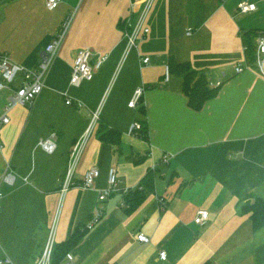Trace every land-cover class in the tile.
Listing matches in <instances>:
<instances>
[{"label": "crops", "instance_id": "crops-1", "mask_svg": "<svg viewBox=\"0 0 264 264\" xmlns=\"http://www.w3.org/2000/svg\"><path fill=\"white\" fill-rule=\"evenodd\" d=\"M232 1L153 0L148 34L125 55L120 21L133 24L145 0H62L54 10L45 0H0V54L29 69L75 12L44 88L31 106L12 108L0 127V257L34 264L53 230V246L82 235L69 250L75 264H264V227L254 231L241 211L250 195L264 200V79L235 72L246 63L241 34L264 30H245L247 13L237 10L241 0ZM85 48L107 59L92 80L71 86L72 62ZM170 59L202 70L212 88L220 83L200 110L188 106L181 78H164ZM138 86L145 88L143 111L127 106ZM9 95L0 91V116ZM64 95L83 107L65 104ZM93 112L96 126L62 195L70 150ZM136 121L145 122L147 137L128 135ZM107 130L120 133L118 144L99 138ZM52 132L57 148L47 154L39 141ZM165 154L172 155L167 164L160 162ZM91 167L98 176L83 189ZM111 167L122 188L138 186L154 169V190L129 213L123 195L111 194L87 230ZM7 174L11 184L2 180ZM198 209L209 213L202 225L194 222ZM139 233L149 242L140 244Z\"/></svg>", "mask_w": 264, "mask_h": 264}, {"label": "built area", "instance_id": "built-area-1", "mask_svg": "<svg viewBox=\"0 0 264 264\" xmlns=\"http://www.w3.org/2000/svg\"><path fill=\"white\" fill-rule=\"evenodd\" d=\"M62 0H45V6L48 10L56 9ZM81 2L82 0H78ZM153 0H145L144 6L140 15L132 24L130 19L125 20L123 29V38L125 40L124 54H128L131 50L136 49L138 42L142 40L149 32L145 27L144 21L146 14L152 4ZM255 9V4L250 3L248 0H241L237 4V10L240 13H248ZM75 12H71L62 22L59 30L53 36L51 41L45 45L39 55V62L35 68L29 69L18 63L13 62L6 54H0V91L7 90L10 92L7 104L3 107L2 114L0 116V127L9 123V112L16 106L29 107L36 99L37 95L44 88V80L50 69V66L55 59L58 50L60 49L66 34L69 31L71 23L73 21ZM190 33V32H188ZM255 62L253 65L248 63H239L235 66V72L240 73L245 70L255 71L260 77L264 79V34H259L255 40ZM107 55L95 54L89 48L79 50L72 62L70 85L78 86L84 81H90L93 79L95 72L100 69L102 64L106 61ZM143 65L149 63V58L144 57L141 59ZM169 68L165 67L164 78H169ZM220 83H216V87ZM145 93L144 86H138L134 89L131 98L129 99L127 106L129 108L136 109L143 103V97ZM64 103L75 108L83 107V103L74 101L67 95H64ZM98 120L97 112L92 113L90 123L84 133V135L78 138L72 145L69 154L68 165L61 184V194L73 184V172L80 158L81 151L84 147L85 141L88 136L93 132ZM142 125L136 121L132 123L128 130V135L138 137ZM141 136V135H140ZM39 147L47 154H52L57 148V135L55 132L50 133L47 137L39 141ZM172 155L165 154L162 156L160 162L167 164ZM98 176V169L96 167L89 168L83 178L81 187L83 189H92L94 182ZM4 182L11 184L13 181V175L7 174L2 179ZM136 187H120L119 181L116 176L115 167H111L108 171L107 187L97 192V203L94 212L90 220L87 222L85 229H91L97 224L102 216V204L113 193H121L123 196ZM209 213L205 209H198L194 218V222L197 225H202L208 221ZM52 232L50 238L41 253V255L35 259L34 264H51V253L53 248ZM137 241L141 244L148 243L149 237L139 233L136 235ZM159 258L161 260L166 259L165 251L159 252ZM66 264H75L73 255L67 253L65 256ZM0 264H13L8 256L0 257Z\"/></svg>", "mask_w": 264, "mask_h": 264}, {"label": "trees", "instance_id": "trees-1", "mask_svg": "<svg viewBox=\"0 0 264 264\" xmlns=\"http://www.w3.org/2000/svg\"><path fill=\"white\" fill-rule=\"evenodd\" d=\"M125 20L120 21L121 30L124 29ZM259 35L257 30H249L241 34L242 43L245 49L246 63L253 65L255 62V37ZM264 34V33H260ZM169 75H174L182 79L183 93L187 98V104L193 110H200L203 105L217 94V88L210 87L206 75L202 70L194 69L190 63H177L173 59L168 62ZM220 86V85H219ZM143 111L142 106L139 108ZM142 130L140 135L147 137V127L145 122H140ZM98 136L101 140L118 144L120 141V133L117 131L107 130L99 131ZM155 170L148 169L145 177L135 189L125 194L124 201L127 205L126 212L133 211L139 206L147 194L154 190ZM250 200H247L241 207L243 213H249L254 231L264 227V200L260 197L250 195ZM82 235L74 234L65 243L60 246H53L51 253V264H55L58 259L66 256L69 250L75 246L81 239Z\"/></svg>", "mask_w": 264, "mask_h": 264}, {"label": "rangeland", "instance_id": "rangeland-1", "mask_svg": "<svg viewBox=\"0 0 264 264\" xmlns=\"http://www.w3.org/2000/svg\"><path fill=\"white\" fill-rule=\"evenodd\" d=\"M252 1L256 6V11L249 12L246 15H243L244 20L247 19L245 23L246 25H244L245 30L248 28L264 30V0H252ZM232 2H236V1L234 0Z\"/></svg>", "mask_w": 264, "mask_h": 264}]
</instances>
